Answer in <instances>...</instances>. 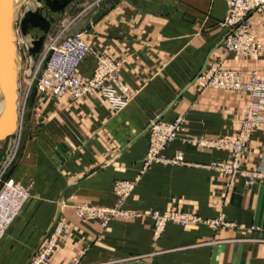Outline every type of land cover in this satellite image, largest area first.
<instances>
[{"label": "crops", "instance_id": "crops-1", "mask_svg": "<svg viewBox=\"0 0 264 264\" xmlns=\"http://www.w3.org/2000/svg\"><path fill=\"white\" fill-rule=\"evenodd\" d=\"M228 2L85 0L76 12L68 6L53 15L67 20L69 33H82L95 53L119 63L131 97L115 111L98 92L76 100L37 90L29 96L10 176L30 197L0 239V264H29L56 226L61 234L43 264H261L264 182L246 185L242 175L210 167L230 161L231 153L193 142L234 138L248 103L245 92L203 87L194 80L203 69L220 62L243 78L251 70L264 78V10L249 14L259 54L234 61L222 49L227 29L218 24ZM95 64L89 55L77 72L88 79ZM178 116L183 130L164 153L180 151L185 164L143 169L148 127ZM263 166L264 124L253 129L240 169ZM121 179H136L122 205L136 216L113 217L104 228L78 215V205H113V183ZM153 209L226 225L168 222L155 236Z\"/></svg>", "mask_w": 264, "mask_h": 264}, {"label": "built area", "instance_id": "built-area-1", "mask_svg": "<svg viewBox=\"0 0 264 264\" xmlns=\"http://www.w3.org/2000/svg\"><path fill=\"white\" fill-rule=\"evenodd\" d=\"M262 10H264V0H229L226 14L218 24L227 29L222 41V49L234 61H239L244 57H256L259 54L260 45L255 39L249 14ZM68 25V23L62 25L57 32L51 34L47 46L45 44L43 72L40 73L39 66L34 69L30 78L31 82L36 80L35 87L40 93L49 92L55 97L66 95L72 100L98 92L112 109L121 110L130 100L131 91L118 75L119 63L95 53L80 32L65 34L62 37ZM34 38L27 40L25 44L27 52ZM92 54L95 56L96 64L91 76L84 79L77 69ZM196 80L203 87L245 92L248 95V103L234 138L194 139L193 142L199 147L228 150L231 153L230 161L212 163L210 167L228 172L232 177L240 174L244 177L246 185L257 181L264 182V166L247 172L240 169L241 154L247 146L253 129L264 124V78L256 70H251L248 76L243 78L238 70L222 68L220 62H215L203 69ZM29 90L30 86L25 90V97L30 93ZM19 113L18 106V115ZM183 125L182 116L169 122L157 119L151 123L148 129V148L142 163L143 169L156 162L171 165L185 164L184 156L180 151H176L172 157L164 153L166 146L177 139L178 133L183 130ZM20 128L19 122L18 129L12 136L13 151L0 163V239L30 197L27 187L12 176H5L10 166L14 164L17 155ZM135 182L136 179L114 181L112 191L116 201L113 205H78L76 207L78 215L85 220H98L104 228L113 217L136 216V212L122 206L125 198L133 190ZM150 216L155 236L161 233L168 222L178 223L181 226L199 222H208L214 227L226 225L220 218L203 220L196 215L174 209L165 211L153 209ZM61 231L60 226L51 229L41 249L31 258L29 264H43L50 257ZM261 264H264V258Z\"/></svg>", "mask_w": 264, "mask_h": 264}, {"label": "water", "instance_id": "water-1", "mask_svg": "<svg viewBox=\"0 0 264 264\" xmlns=\"http://www.w3.org/2000/svg\"><path fill=\"white\" fill-rule=\"evenodd\" d=\"M14 0H0V89L4 104L0 112V142L13 136L19 123L18 115V71L16 64V45L13 34ZM29 0H24L23 5ZM39 5L24 11L19 20L21 33L26 36L33 31L35 38L31 41L29 53L38 54L44 44L45 37L55 22L54 14L63 13L75 0H35ZM225 38V37H224ZM224 40V39H223ZM199 75V74H198ZM198 75L194 80L197 79ZM149 129V127H148Z\"/></svg>", "mask_w": 264, "mask_h": 264}, {"label": "rangeland", "instance_id": "rangeland-1", "mask_svg": "<svg viewBox=\"0 0 264 264\" xmlns=\"http://www.w3.org/2000/svg\"><path fill=\"white\" fill-rule=\"evenodd\" d=\"M31 1V2H30ZM85 0H75L72 2L69 6H76L74 7V12L78 11L81 9L80 5L83 4ZM33 4V5H32ZM37 6H39L35 0H29L24 6L19 10V14L17 16V19H15L14 24H13V29L15 31V45L17 48V58H18V65H19V71H18V106H19V122L21 123V119L25 115V110H26V103L29 102V96L33 93L34 90H36L35 84L36 80L31 82L30 78L33 75L34 69H36L39 66L40 73L43 72V67H44V62H43V54L45 52V47L47 46L49 42V38L51 34L54 32H57L62 25H66L67 20H63L61 18L55 19V26H53V30L50 29V31L47 33L43 48L42 50L36 54V55H31L29 52L26 51L25 49V44L27 43V40H29L31 37H35V33L40 34L38 31H33L29 35L24 36L21 33L20 27H19V20L22 17L23 13L27 9H34ZM67 17V16H66ZM65 17V18H66ZM68 30V28H67ZM34 33V34H33ZM65 34H70L68 31H66L62 37ZM46 44V46H45ZM30 86V93L28 94L27 97H25V90ZM40 93V92H39ZM43 92L40 93V95H43ZM52 95V94H51ZM55 97V96H54ZM34 99H32V102ZM21 129V128H20ZM13 137L10 136L4 141L0 142V163L5 160V158L12 153L13 151ZM19 150V149H18ZM18 153V151H17ZM16 160V158H15ZM14 160V162H15ZM13 163V162H12ZM13 165L10 166V169H8L7 174L5 176H10V170L12 169Z\"/></svg>", "mask_w": 264, "mask_h": 264}, {"label": "bare ground", "instance_id": "bare-ground-1", "mask_svg": "<svg viewBox=\"0 0 264 264\" xmlns=\"http://www.w3.org/2000/svg\"><path fill=\"white\" fill-rule=\"evenodd\" d=\"M23 2H24V0H14L13 1V6H14V21H15V19H17V16L19 14L20 7L23 5ZM13 34H14V38H15V31H14V29H13ZM16 55H18L17 54V51H16ZM16 64H17V66H19L18 65V58L17 57H16ZM3 104H4V99H3L2 91L0 89V112L2 110Z\"/></svg>", "mask_w": 264, "mask_h": 264}]
</instances>
